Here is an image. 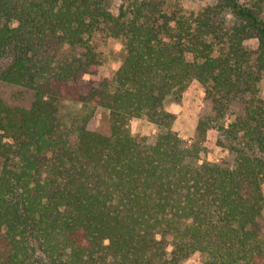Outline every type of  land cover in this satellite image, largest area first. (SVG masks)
I'll return each mask as SVG.
<instances>
[{
    "label": "trees",
    "instance_id": "obj_1",
    "mask_svg": "<svg viewBox=\"0 0 264 264\" xmlns=\"http://www.w3.org/2000/svg\"><path fill=\"white\" fill-rule=\"evenodd\" d=\"M194 81L187 141L170 106ZM262 81L264 0H0V82L32 96L0 95V264H264Z\"/></svg>",
    "mask_w": 264,
    "mask_h": 264
},
{
    "label": "rangeland",
    "instance_id": "obj_2",
    "mask_svg": "<svg viewBox=\"0 0 264 264\" xmlns=\"http://www.w3.org/2000/svg\"><path fill=\"white\" fill-rule=\"evenodd\" d=\"M187 8H200L211 0H180ZM110 50V51H109ZM107 55H103L102 63L99 66L98 76H108L112 69L119 66V60L122 56V47L120 42L112 40L108 43L106 49ZM88 78V75L85 76ZM23 89L17 85L0 82V95L7 98L22 96L24 100L30 102L32 96L30 93L22 92ZM261 94L264 98V81L261 83ZM24 95V96H23ZM204 88L199 82L194 81L184 94L183 100L179 103L172 104L170 109L177 116L176 130L185 140L190 141L197 135L196 124L199 117L209 111V105L204 99ZM104 116L102 110L98 111L88 122V129L98 131L101 126V120ZM129 126L133 133L141 135H153L156 133V127L142 118H131ZM205 145L207 147L206 159L210 162L222 160L227 155V150L217 145V131L209 130L206 134ZM185 264H202L199 254H194Z\"/></svg>",
    "mask_w": 264,
    "mask_h": 264
}]
</instances>
